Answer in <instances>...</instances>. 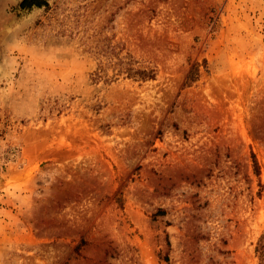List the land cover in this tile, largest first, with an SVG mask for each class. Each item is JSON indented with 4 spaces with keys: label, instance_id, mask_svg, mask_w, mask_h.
Listing matches in <instances>:
<instances>
[{
    "label": "rangeland",
    "instance_id": "1",
    "mask_svg": "<svg viewBox=\"0 0 264 264\" xmlns=\"http://www.w3.org/2000/svg\"><path fill=\"white\" fill-rule=\"evenodd\" d=\"M23 2L0 0V264H258L264 0ZM127 54L156 78L113 77Z\"/></svg>",
    "mask_w": 264,
    "mask_h": 264
},
{
    "label": "trees",
    "instance_id": "2",
    "mask_svg": "<svg viewBox=\"0 0 264 264\" xmlns=\"http://www.w3.org/2000/svg\"><path fill=\"white\" fill-rule=\"evenodd\" d=\"M23 4L24 7H27L28 4L31 5L33 4V2L32 0H24ZM37 4L41 6L44 3L40 2ZM107 68H108L107 65L102 63L98 67V70L96 71L95 75L98 77H102L103 75H106ZM113 69H114L113 77L125 75L128 78H132L134 80H140V81L153 80L156 78V70L154 68L140 65L138 61L130 54L120 57L117 62V66H114ZM197 70H198V64L194 63L188 74L186 83H190V81L194 79V74L197 72ZM254 170L256 173H258V164L255 160H254ZM158 213L163 214L164 212L158 211ZM256 250L259 256L258 264H264V233L261 235L258 241Z\"/></svg>",
    "mask_w": 264,
    "mask_h": 264
}]
</instances>
